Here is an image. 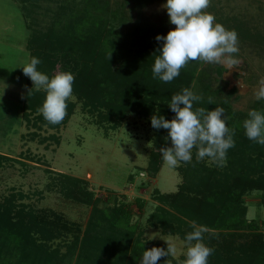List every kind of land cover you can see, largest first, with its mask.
Returning a JSON list of instances; mask_svg holds the SVG:
<instances>
[{"label": "trees", "instance_id": "trees-1", "mask_svg": "<svg viewBox=\"0 0 264 264\" xmlns=\"http://www.w3.org/2000/svg\"><path fill=\"white\" fill-rule=\"evenodd\" d=\"M14 1L23 12L32 1L54 2L57 10H48L52 18L45 28L31 27L32 21L26 25L30 30L31 57L41 60L38 70L50 77L71 72L75 77L72 95L85 112L99 114L97 123L108 122L115 128L129 114L149 119L162 115L171 120L175 116L168 106L172 95L183 88L191 89L192 83L200 93H206L194 102V109L224 108L227 126L235 133V147L228 150L226 165L207 163V157L198 160L194 148L195 157L181 167L178 191L166 196L155 191L156 198L169 210L157 208L149 222L182 240L193 230V220L206 226L203 242L214 249L209 264H264V235L256 232V223L246 220L243 198L259 191L264 204V146L246 137L243 121L248 114L232 111L227 101L213 93L215 69L203 62L199 68L195 61L181 68L180 75L169 83L153 78L155 55L163 44L156 40L161 30L143 15L153 0H130L131 15L124 10L129 0H122L115 8H111L110 0ZM242 32L249 34L247 28ZM221 70L216 72L220 74ZM28 80L30 85L29 77ZM45 95L43 89L32 85L26 89L23 118L30 122L29 117L35 115L36 122L48 128L66 123L77 104L68 99L63 120L52 124L39 110ZM252 108L264 109V100H256ZM152 140L147 169L155 174L163 161L160 149L170 147L168 130L154 129ZM7 161L9 158L0 153V169ZM54 183L67 199L91 207L85 229L81 232L78 224L57 213L36 215L11 194L0 203V264H69L72 256L75 264H140L144 249L151 247L136 242L140 249L130 254V236L135 228L128 227L131 214L124 206L98 209V201L86 189V183L65 174H58ZM68 236L72 240L60 253L61 245L54 242ZM158 264H168L167 257H161Z\"/></svg>", "mask_w": 264, "mask_h": 264}, {"label": "rangeland", "instance_id": "rangeland-1", "mask_svg": "<svg viewBox=\"0 0 264 264\" xmlns=\"http://www.w3.org/2000/svg\"><path fill=\"white\" fill-rule=\"evenodd\" d=\"M120 2L110 0L111 8ZM130 2L124 7L127 15L133 14ZM31 3L23 12L18 9V2L0 0V96L3 95L0 97V153L9 158L0 169V203L15 194L17 203L31 208L36 215L60 214L78 224L83 232L91 207L67 199L54 183L58 174L80 179L97 199L98 209L121 205L131 214L128 227L135 229L133 235L129 234L130 254L140 249L136 242L166 249L168 241L177 249L174 257H167L168 262L182 264L186 258L183 240L152 227L149 219L157 208L169 210L156 198L155 191L165 196L176 193L182 183L180 170L184 162L172 168L162 161L157 173L149 172L154 134L149 118L129 114L119 126L111 128L108 122L97 123L99 114L85 112L73 95L68 99L77 107L62 125L48 128L36 122L35 115L29 117L30 122L23 118L26 89L34 86L32 81L29 85L28 77L19 68L30 61L32 52L28 48L30 30L26 25L32 21L31 27L45 28L52 18L49 13L55 9L54 2ZM165 3L166 0H153L144 8L143 15L155 29L161 30L160 35L166 36L175 25L169 23L167 11L162 7ZM204 11L211 13L216 23L237 32L239 52L235 55L239 63L228 66L197 61V65L200 68L203 62L202 65L215 69L211 82L212 91H216L213 93L227 101L232 111L248 114L257 100L259 81L264 79V0H210ZM244 28L249 34H243ZM220 68L218 74L216 70ZM191 86L201 99L205 97L206 93H200L195 83ZM194 150L192 157H195ZM262 196V192L253 191L243 198L246 220L256 223V232L264 235ZM119 230L126 233L124 229ZM71 240L72 236H68L64 241L56 239L54 244L61 245L59 251L64 253ZM75 260L72 256L69 264H75Z\"/></svg>", "mask_w": 264, "mask_h": 264}, {"label": "clouds", "instance_id": "clouds-1", "mask_svg": "<svg viewBox=\"0 0 264 264\" xmlns=\"http://www.w3.org/2000/svg\"><path fill=\"white\" fill-rule=\"evenodd\" d=\"M209 2L210 0H166L162 5L169 16V23L175 25V28L166 36H156V40L163 41V44L159 54L155 55L152 66L154 79L169 83L180 75L181 68L193 61L223 63L228 66L239 63L235 55L239 52L238 34L235 30L216 23L215 17L204 11ZM40 63L41 60L33 56L19 68L37 90H44L46 95L39 110L47 121L57 124L66 115L67 100L73 94L75 77L71 72L63 71L50 77L38 70ZM255 97L257 100H264V79L259 81ZM199 99L190 88H183L172 95L168 103L175 114L173 119L168 120L162 115L150 118L154 129L168 130L171 146L160 149L161 158L168 167L174 168L180 162H190L193 148L197 149L198 160L207 157L218 167H224L228 150L235 147V133L227 126L224 108L194 109V102ZM243 128L249 140L264 146V109H250L248 117L243 121ZM192 227L193 230L186 233L183 239L186 258L182 264H209V257L214 249L203 242V233L207 228L198 225L195 220L192 221ZM166 243V249L156 246L144 249L140 264H158L161 257H174L177 252L175 244L168 241Z\"/></svg>", "mask_w": 264, "mask_h": 264}]
</instances>
